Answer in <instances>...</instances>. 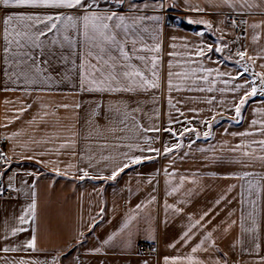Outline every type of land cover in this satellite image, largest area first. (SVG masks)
<instances>
[{
	"label": "crops",
	"instance_id": "crops-1",
	"mask_svg": "<svg viewBox=\"0 0 264 264\" xmlns=\"http://www.w3.org/2000/svg\"><path fill=\"white\" fill-rule=\"evenodd\" d=\"M189 2L205 11L185 10L184 0H99L134 24L127 57L100 52L74 29L42 36L43 50L13 45L5 56L0 22V264H164L189 255L201 264H264V95L248 96L235 113L252 87L264 90V0ZM54 36L61 43L51 46ZM109 78L120 90H88ZM153 80L158 87L147 86ZM125 163L115 180L98 178ZM33 237L35 249L27 247Z\"/></svg>",
	"mask_w": 264,
	"mask_h": 264
},
{
	"label": "snow or ice",
	"instance_id": "snow-or-ice-1",
	"mask_svg": "<svg viewBox=\"0 0 264 264\" xmlns=\"http://www.w3.org/2000/svg\"><path fill=\"white\" fill-rule=\"evenodd\" d=\"M124 0H117V5L122 4ZM185 4L187 5L185 10H190L194 12H203L205 11L204 8H200L198 5H192L189 0H184ZM225 5L228 4V0H223ZM173 7H175V0H173ZM162 7V5H161ZM21 9L24 10H33L31 12H22L19 11ZM0 10L5 12V15L2 19L3 24V40L5 43L4 53L5 56L8 55L9 48L13 45L17 49H32L38 48L43 50L45 47V42L42 41L40 38L47 37L48 33H64L67 32L69 29H74L77 33L83 35L85 39V43L91 44L93 47L99 49L100 52H106L105 46H107V52L117 51L120 56L127 57V53L125 52L124 44L127 43V33L131 28L134 27V24L130 25L126 22L128 18L124 15H120L115 11H107L102 10L99 6V0H0ZM43 10V11H37ZM51 10V11H48ZM61 10H68L66 13L65 11ZM71 10H75L76 14H71ZM134 22H139L145 19V17H131ZM151 20H158V17H148ZM189 24L192 23H200L205 24L206 27H211L210 24H207L205 21H193L192 19H188L186 21ZM42 25V27H41ZM123 34V42L117 39L118 36ZM63 40L68 42L69 44L73 43L69 35H64ZM51 46H55L60 44L61 41L56 39L55 36L49 42ZM134 43V41H133ZM155 51L159 52L160 48L159 45L154 49ZM211 51V48L208 49ZM217 52H221L222 49L217 47ZM197 56L205 55V51L203 48L199 49L195 53ZM24 57V62L29 60L32 61V65H35L36 58L34 55H31L29 51H24L22 53ZM241 57H243L244 53H240ZM140 59H144L140 57ZM155 60H153V67H155ZM247 71V69H245ZM125 77L128 76V73L124 74ZM136 76H141L140 72L135 73ZM155 75V73H154ZM171 75V74H170ZM261 76V82L264 83V75L257 74ZM111 79L109 78L108 82L106 83L104 80L99 81H89L90 87L88 88L89 91H105V90H120L118 88H113L111 84ZM141 79L143 77L141 76ZM81 83H84V75L81 74ZM254 83V82H253ZM148 87H158V83L153 80L150 84L147 85ZM243 85H237L236 89L239 90L242 88ZM169 88H172L171 81H169ZM211 91V89H209ZM264 95V90H261L259 93L256 87H252L250 92L246 93L245 97L240 99L239 105L235 107L236 116L239 117L241 115V109L247 102L248 96H255V95ZM212 101H208L211 103ZM257 121L253 120L252 124L256 125ZM211 128V125H209ZM186 131H195V129H188ZM247 134V133H245ZM175 135V133H173ZM205 138L209 137V132L204 133ZM261 145H264V141H259ZM176 149L180 148V144L177 143L175 145ZM264 151V148L261 149ZM172 148H165V154L172 152ZM4 154L0 152V156ZM245 156L248 153H244ZM148 159H152V157H147ZM142 158H131V164H139L141 163ZM264 159V157H261ZM129 167L128 163L123 164L122 167L117 168L114 170L109 177L100 176L99 179H110L115 180L116 177L124 171L125 168ZM88 173L85 172L84 175L80 177V179H84ZM243 179V177H241ZM183 182V180L181 181ZM175 191V189H174ZM224 197L216 201V204H220L221 200ZM152 201L150 200L149 203ZM32 209H35V204L31 205ZM170 207V206H168ZM141 205L136 206V211H139ZM209 213H204L199 220H197L191 227L182 234L181 240L187 243L188 239L190 238V233L193 229L200 225L201 221L208 216ZM21 220L24 217L20 218ZM135 219V217H130L128 221H125L124 227L127 228L128 224L131 220ZM210 223V221H209ZM15 234V233H14ZM212 236V232H209L208 235L205 237V241ZM112 240V237H109L104 243L107 244ZM179 241H177L178 243ZM204 241H201L203 244ZM28 248L35 249V238L27 244ZM170 247H175V243L170 245ZM259 249V245L256 246ZM201 245H197L191 249L193 253L200 250ZM7 250V249H6ZM98 252V249L96 250ZM164 264H201L200 261L194 260L192 256H187L185 258L180 257H165Z\"/></svg>",
	"mask_w": 264,
	"mask_h": 264
},
{
	"label": "built area",
	"instance_id": "built-area-1",
	"mask_svg": "<svg viewBox=\"0 0 264 264\" xmlns=\"http://www.w3.org/2000/svg\"><path fill=\"white\" fill-rule=\"evenodd\" d=\"M230 23L234 26L235 33L236 34H239L240 33V27H239V23L240 22H239V18L236 17V16L231 17L230 18ZM4 145H5V140H1L0 141V152H2L3 154H4ZM4 162H6V156H5V154L3 156H0V163H4ZM4 195L5 196H10L9 191H5L4 192ZM138 251L141 254L144 255V254H147L149 252V249L145 245L141 244L138 247Z\"/></svg>",
	"mask_w": 264,
	"mask_h": 264
}]
</instances>
